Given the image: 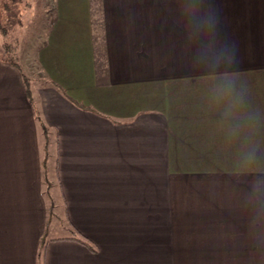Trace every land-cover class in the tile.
Masks as SVG:
<instances>
[{
  "label": "crops",
  "instance_id": "obj_1",
  "mask_svg": "<svg viewBox=\"0 0 264 264\" xmlns=\"http://www.w3.org/2000/svg\"><path fill=\"white\" fill-rule=\"evenodd\" d=\"M51 2L36 56L45 80L0 56V264H264L210 78L193 68L164 0ZM212 3L264 111V0ZM50 132L66 235L47 233ZM257 143L264 164V125Z\"/></svg>",
  "mask_w": 264,
  "mask_h": 264
},
{
  "label": "clouds",
  "instance_id": "obj_2",
  "mask_svg": "<svg viewBox=\"0 0 264 264\" xmlns=\"http://www.w3.org/2000/svg\"><path fill=\"white\" fill-rule=\"evenodd\" d=\"M165 10L183 34L194 69L212 84L208 101L225 143L234 146L232 184L250 239L264 243V164L259 155L258 129L264 111L252 105L247 85L237 76L238 46L221 38V19L212 0H164Z\"/></svg>",
  "mask_w": 264,
  "mask_h": 264
},
{
  "label": "rangeland",
  "instance_id": "obj_3",
  "mask_svg": "<svg viewBox=\"0 0 264 264\" xmlns=\"http://www.w3.org/2000/svg\"><path fill=\"white\" fill-rule=\"evenodd\" d=\"M51 0H0V56L15 60L24 77L45 80L37 62V50L42 44L52 20ZM47 153V181L43 193L49 204V235L69 234L70 226L65 216L55 170V140L53 132L45 133ZM44 140L42 138L43 145Z\"/></svg>",
  "mask_w": 264,
  "mask_h": 264
},
{
  "label": "trees",
  "instance_id": "obj_4",
  "mask_svg": "<svg viewBox=\"0 0 264 264\" xmlns=\"http://www.w3.org/2000/svg\"><path fill=\"white\" fill-rule=\"evenodd\" d=\"M7 60L10 62V63H12L13 65H15L17 68H19V65H18V63L15 61V60H13V59H11V58H7ZM28 91V90H27ZM43 246H44V240H41V248H40V253H42V250H43ZM39 253V254H40ZM42 255V254H41Z\"/></svg>",
  "mask_w": 264,
  "mask_h": 264
}]
</instances>
